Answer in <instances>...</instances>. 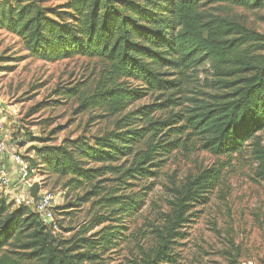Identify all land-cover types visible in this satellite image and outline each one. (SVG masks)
<instances>
[{
	"label": "trees",
	"instance_id": "obj_1",
	"mask_svg": "<svg viewBox=\"0 0 264 264\" xmlns=\"http://www.w3.org/2000/svg\"><path fill=\"white\" fill-rule=\"evenodd\" d=\"M225 6L260 10L264 0H0V29L19 37L30 57L53 62L84 56L105 63L79 107L114 117L113 129L92 142L78 136L37 147L35 158L26 160L31 175L38 169L52 174L63 179L66 197L75 193L56 208L69 209L61 215L90 203L115 216L96 211L79 230L63 228L73 231L69 237L56 236L54 223L0 193V264H105L124 229L118 217L143 205L141 197L122 191L155 176L162 157L191 138L213 155L250 145L264 179V36L217 12ZM204 64L213 89L188 91L193 72ZM149 92L164 99L128 109ZM65 93L73 97L79 90ZM166 107L179 110L153 117ZM107 181L117 183L105 186ZM220 181L221 168L214 166L173 188L153 227L154 245L129 264L173 263V245L190 209L204 204ZM94 226L100 228L90 232Z\"/></svg>",
	"mask_w": 264,
	"mask_h": 264
},
{
	"label": "rangeland",
	"instance_id": "obj_2",
	"mask_svg": "<svg viewBox=\"0 0 264 264\" xmlns=\"http://www.w3.org/2000/svg\"><path fill=\"white\" fill-rule=\"evenodd\" d=\"M217 12L264 36V9L225 6ZM105 67L96 57L76 56L53 62L30 57L19 37L0 29V134L10 151H17L25 159L35 158L37 147L59 145L64 139L78 136L92 142L94 137L112 130L114 117L99 108L79 107L82 99L93 93ZM213 80L211 69L204 64L193 72L188 91L210 92ZM68 88L78 89L79 94L68 96ZM156 96L149 92L128 109L164 99ZM178 110L158 109L153 117L163 118ZM260 136L264 146V133ZM190 140L162 157L155 176L133 181L122 191L133 198L141 197L143 205L128 217H118L124 229L117 244L105 253V264H129L133 257L148 252L155 242L153 227L160 224L167 211L173 188L214 166L221 168V181L204 204L190 209L182 237L173 245L174 262L170 264H264V179L258 175L251 146L246 144L241 151L228 155H213L201 150L195 139L193 143ZM31 178L52 194L51 222L56 236L69 237L73 231L65 233L63 228L79 230L96 211L104 212L105 218L115 217L90 203L73 208L68 216L61 215L69 209L56 208L75 193L66 197L63 179L42 174L39 169ZM116 183L107 181L104 185ZM58 223L62 228L57 227ZM99 228L94 226L90 232Z\"/></svg>",
	"mask_w": 264,
	"mask_h": 264
},
{
	"label": "built area",
	"instance_id": "obj_3",
	"mask_svg": "<svg viewBox=\"0 0 264 264\" xmlns=\"http://www.w3.org/2000/svg\"><path fill=\"white\" fill-rule=\"evenodd\" d=\"M10 152L9 154L7 152ZM7 156L15 165L14 170L9 171L0 164V193L8 201L14 204L27 206L36 211L45 224H49L53 218L51 207L52 194L39 186L37 200L34 201L29 193V188L34 183L29 162L17 151L11 152L5 138L0 134V157Z\"/></svg>",
	"mask_w": 264,
	"mask_h": 264
},
{
	"label": "crops",
	"instance_id": "obj_4",
	"mask_svg": "<svg viewBox=\"0 0 264 264\" xmlns=\"http://www.w3.org/2000/svg\"><path fill=\"white\" fill-rule=\"evenodd\" d=\"M0 164L9 171L14 170L15 167L14 163L7 156L0 157Z\"/></svg>",
	"mask_w": 264,
	"mask_h": 264
},
{
	"label": "water",
	"instance_id": "obj_5",
	"mask_svg": "<svg viewBox=\"0 0 264 264\" xmlns=\"http://www.w3.org/2000/svg\"><path fill=\"white\" fill-rule=\"evenodd\" d=\"M38 191H39V184L37 182H34L32 186L29 188V193L34 201L37 200Z\"/></svg>",
	"mask_w": 264,
	"mask_h": 264
}]
</instances>
